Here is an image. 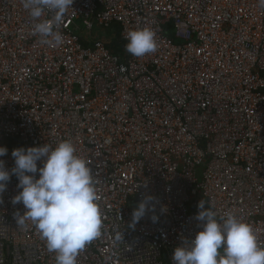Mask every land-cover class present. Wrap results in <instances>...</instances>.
<instances>
[{
  "label": "built area",
  "instance_id": "1",
  "mask_svg": "<svg viewBox=\"0 0 264 264\" xmlns=\"http://www.w3.org/2000/svg\"><path fill=\"white\" fill-rule=\"evenodd\" d=\"M33 23L21 0H0V159L11 169L14 148L67 140L87 162L102 228L77 264H173L200 230V200L250 224L264 247L259 0H74L54 26L60 45L41 44ZM114 26L126 42L152 28L156 51L115 55L100 34ZM17 183L0 194V264H55L31 222L15 221ZM146 196L154 210L130 227Z\"/></svg>",
  "mask_w": 264,
  "mask_h": 264
},
{
  "label": "clouds",
  "instance_id": "2",
  "mask_svg": "<svg viewBox=\"0 0 264 264\" xmlns=\"http://www.w3.org/2000/svg\"><path fill=\"white\" fill-rule=\"evenodd\" d=\"M21 2L34 21L32 34L40 37V43L60 45L62 36L54 26L64 20L74 0ZM259 4L264 7V0H259ZM46 11L52 14L51 20L40 19ZM125 39V50L135 57L157 49L156 33L150 27L130 29ZM7 153L8 149L0 146V157ZM11 157L14 160L11 169L0 159V194L15 176L19 192L11 203L22 204L25 209L22 215H15L16 223L24 226L31 222L48 251L55 253V264H77L79 253L101 235L102 228L97 192L87 162L67 140L55 147L43 143L14 148ZM153 199L146 196L138 203L132 211L130 227L154 210ZM197 208L194 218L200 230L174 249L173 264H264V247L258 245L250 224L230 212L218 217L214 210L206 207L204 200L198 202ZM152 219L155 221L156 217Z\"/></svg>",
  "mask_w": 264,
  "mask_h": 264
},
{
  "label": "trees",
  "instance_id": "3",
  "mask_svg": "<svg viewBox=\"0 0 264 264\" xmlns=\"http://www.w3.org/2000/svg\"><path fill=\"white\" fill-rule=\"evenodd\" d=\"M109 34H110L109 36L110 38H108L110 41L109 47L114 50L115 55H123L124 52H126L125 44L127 42L122 39L120 28L117 26H114V28L110 31ZM173 41L176 43L175 40ZM83 45L88 47V45L84 41H83Z\"/></svg>",
  "mask_w": 264,
  "mask_h": 264
},
{
  "label": "rangeland",
  "instance_id": "4",
  "mask_svg": "<svg viewBox=\"0 0 264 264\" xmlns=\"http://www.w3.org/2000/svg\"><path fill=\"white\" fill-rule=\"evenodd\" d=\"M108 33H110V32H108ZM108 33L104 32V31H100V34H101V35H104V36H105L106 34H108ZM109 36H110V34H109ZM108 38H110V37H108Z\"/></svg>",
  "mask_w": 264,
  "mask_h": 264
},
{
  "label": "crops",
  "instance_id": "5",
  "mask_svg": "<svg viewBox=\"0 0 264 264\" xmlns=\"http://www.w3.org/2000/svg\"><path fill=\"white\" fill-rule=\"evenodd\" d=\"M105 37H107V38H108V37H109V33H108V34H106V35H105Z\"/></svg>",
  "mask_w": 264,
  "mask_h": 264
}]
</instances>
